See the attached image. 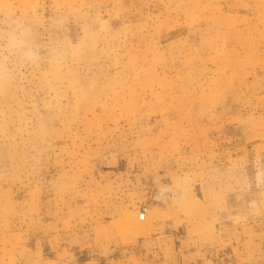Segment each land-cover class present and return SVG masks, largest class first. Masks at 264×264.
I'll use <instances>...</instances> for the list:
<instances>
[{"label": "rangeland", "instance_id": "obj_1", "mask_svg": "<svg viewBox=\"0 0 264 264\" xmlns=\"http://www.w3.org/2000/svg\"><path fill=\"white\" fill-rule=\"evenodd\" d=\"M0 264H264V0H0Z\"/></svg>", "mask_w": 264, "mask_h": 264}]
</instances>
